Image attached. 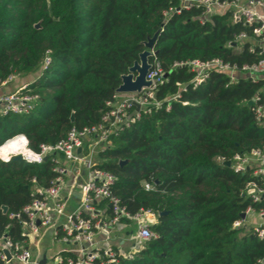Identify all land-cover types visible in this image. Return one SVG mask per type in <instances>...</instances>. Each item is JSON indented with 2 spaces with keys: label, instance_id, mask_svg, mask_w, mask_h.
Instances as JSON below:
<instances>
[{
  "label": "trees",
  "instance_id": "trees-1",
  "mask_svg": "<svg viewBox=\"0 0 264 264\" xmlns=\"http://www.w3.org/2000/svg\"><path fill=\"white\" fill-rule=\"evenodd\" d=\"M178 5L175 0H0V86L10 77L37 74L27 85L37 96L30 112L0 113V147L21 135L38 153L40 145H55L71 129L98 125L116 103L121 77L158 33L149 63L164 73L153 93L160 106L140 111L98 158L97 168L114 177L111 193L120 206L130 215L143 210L155 216L154 237L132 260L118 256L114 264H256L264 258V238L233 223L257 206L244 196L246 175L222 162L264 144V124L255 122L248 106L263 82L240 78L229 84L226 75L212 72L193 89L188 69L173 67L213 59L238 67L256 64L264 58L259 49L249 52V42L233 46L241 33L252 38L256 26L243 25L229 12L202 21L200 9L164 18ZM46 57L50 63L43 68ZM51 159L0 160V237L24 239L11 216L31 202L35 188H47L55 179Z\"/></svg>",
  "mask_w": 264,
  "mask_h": 264
},
{
  "label": "built area",
  "instance_id": "built-area-1",
  "mask_svg": "<svg viewBox=\"0 0 264 264\" xmlns=\"http://www.w3.org/2000/svg\"><path fill=\"white\" fill-rule=\"evenodd\" d=\"M175 1H178V7L170 8L164 12V18L167 19L174 14L179 15L182 11L200 9L203 21L210 15L229 12L231 18L242 21L243 25L256 26L252 29V38L241 33L235 36L233 44L249 42V52H254L257 48L260 50V55L264 54V16H261L259 12L264 10V0ZM49 63L50 59L46 57L43 68ZM173 67L188 69L192 74L190 85L193 89L204 84L212 72L226 75L229 84L240 78L250 80L252 83L262 81V88L251 100V110L255 122L259 125L264 124V58L256 64L243 65L242 67L224 63L219 59L206 62L192 60L175 64ZM12 79L13 77H10L8 81ZM146 80L151 83L149 89L143 90L140 94H123L124 98L110 105L111 109L102 117L98 125L80 131L71 129L65 138L55 145H40L38 153L28 149V143L24 136H16L13 139L24 137L21 148L28 151L30 156L25 157L18 150L5 157H0L1 161L8 162L13 156L21 155L23 161L27 163H41L43 158L52 156L51 162L54 164L55 179L47 188H35L31 195V202L19 214L12 215L11 218L18 220L23 238L26 235H37L42 228L54 227L53 235L59 242L78 246L80 254L77 258L57 256L54 264H114L118 256L132 260L139 253L141 245L154 237L150 227L155 216L151 212L143 210L134 215L127 213L120 206L118 197L111 193L114 177L97 168L100 164L99 153L111 146L112 137L118 136L131 123L139 119L140 111L148 112L147 107L158 108L160 106V103L153 100L154 91L164 80V73L157 64L151 65ZM181 91H184V88ZM177 97L178 95L172 99ZM36 100L37 96L30 94L27 86H22L14 92L0 97V113L2 115L27 114L33 108ZM134 104L138 105V109ZM79 149L80 153H77ZM228 161L230 162L229 168L233 173L246 175L248 181L244 187V196L252 205L257 206L256 208L248 207L243 213L244 220L235 221L233 228H239L250 214H255L260 223L257 226H248V228L252 235L263 239L264 144L247 154H236ZM76 164L82 165L85 179L77 180L74 183L79 191V203L74 210L67 214L65 202L62 201L60 194L64 187V178L69 173L79 172L75 167ZM145 190H150V187L145 185ZM122 220H128L129 225L121 224ZM118 226L127 229L125 239L121 240L113 235L114 229ZM96 234H100L104 238L102 247L95 248L93 240ZM118 239H120L121 245L115 251L113 241L116 242ZM0 242L3 249L8 250L11 255V260L8 261L3 251H0L2 264L29 263L31 256L29 251L24 248V239L14 242L8 237H0ZM124 244H128L130 249L121 252L120 248ZM256 264H264V258L257 260Z\"/></svg>",
  "mask_w": 264,
  "mask_h": 264
},
{
  "label": "crops",
  "instance_id": "crops-1",
  "mask_svg": "<svg viewBox=\"0 0 264 264\" xmlns=\"http://www.w3.org/2000/svg\"><path fill=\"white\" fill-rule=\"evenodd\" d=\"M260 15L264 16V10H260ZM37 74H32L26 77L17 78L14 77L12 80L8 81L6 84L0 86V97L4 94H9L14 92L15 90L21 88L22 86H27L31 82H33L36 78ZM124 98L123 94H117L116 101H119ZM21 136V135H19ZM8 153V152H7ZM7 153H1L4 156ZM11 154V153H9ZM78 173H69L64 178V187L60 194L62 201L65 202L66 210L65 212L68 214L72 210H74L79 203V191L74 185L77 180L85 179V173L83 168L77 169ZM62 221V220H60ZM155 224V219L152 222V226ZM54 227L42 228L40 229L37 235H26L24 238V248L27 249L30 253V261L28 264H54V260L57 256H61V254L67 253L72 255L74 258L79 256V248L75 245H65L59 242L53 235ZM127 234V229L123 226H118L114 229L113 235L122 239H125ZM103 236L100 234H96L93 242L95 243V248L103 246ZM113 241V249L117 251L119 249V245H121V241ZM120 241V243H119ZM122 251H127L130 249L128 244H124L120 248ZM3 246L0 242V251H3ZM62 257V256H61ZM11 264H15L12 262Z\"/></svg>",
  "mask_w": 264,
  "mask_h": 264
},
{
  "label": "water",
  "instance_id": "water-1",
  "mask_svg": "<svg viewBox=\"0 0 264 264\" xmlns=\"http://www.w3.org/2000/svg\"><path fill=\"white\" fill-rule=\"evenodd\" d=\"M35 28H39V24L35 26ZM158 33L154 34V36L144 43L145 50L139 54L138 61L134 62L133 66L128 69V73L121 77V84L116 90V94H140L143 90L149 89L151 87V83L146 80V76L151 68V64L149 63V58L155 56V53L152 51L153 44L156 40ZM235 44H233L234 46ZM166 77V76H165ZM136 109H138V105L134 104ZM248 106H252V102L248 103ZM70 121L73 122V115L70 117ZM77 153H80V149L77 150ZM48 158H43V161H46ZM12 161L22 162L23 158L21 155H16L11 158ZM127 162L120 161L119 165L123 166ZM224 166L229 168L230 162L226 161ZM2 213L5 214L7 212V208L5 206L1 207ZM166 213H161L159 216H163ZM241 220H244L245 215H240ZM4 255L8 261L11 260V255L8 250H3Z\"/></svg>",
  "mask_w": 264,
  "mask_h": 264
},
{
  "label": "bare ground",
  "instance_id": "bare-ground-1",
  "mask_svg": "<svg viewBox=\"0 0 264 264\" xmlns=\"http://www.w3.org/2000/svg\"><path fill=\"white\" fill-rule=\"evenodd\" d=\"M24 137H17V138H15V139H13V140H10V141H8V143H6V144H4V145H2L1 147H0V154L1 153H7L6 155H8L9 153H12V152H15V151H18V150H20V152L22 153V155L23 156H25V157H27V156H30V154H29V152L28 151H26V150H23L21 147H22V145H23V143H24V139H23ZM1 155H3V154H1ZM5 155V156H6ZM4 156V157H5Z\"/></svg>",
  "mask_w": 264,
  "mask_h": 264
},
{
  "label": "rangeland",
  "instance_id": "rangeland-1",
  "mask_svg": "<svg viewBox=\"0 0 264 264\" xmlns=\"http://www.w3.org/2000/svg\"><path fill=\"white\" fill-rule=\"evenodd\" d=\"M76 169H81L82 165L81 164H76L75 165ZM260 223V220L257 218V216L255 214H250L245 222H243L244 225H246L247 227H252V226H257Z\"/></svg>",
  "mask_w": 264,
  "mask_h": 264
}]
</instances>
